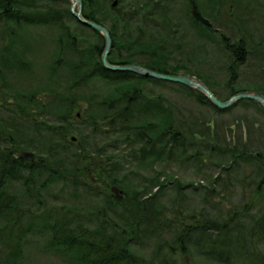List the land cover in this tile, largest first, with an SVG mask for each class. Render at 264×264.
<instances>
[{
    "label": "trees",
    "instance_id": "16d2710c",
    "mask_svg": "<svg viewBox=\"0 0 264 264\" xmlns=\"http://www.w3.org/2000/svg\"><path fill=\"white\" fill-rule=\"evenodd\" d=\"M82 2L83 16L110 31V64H136L163 74L195 76L223 101L244 91L264 96V86L259 84L236 88L240 67L264 47V40L251 47L242 33L246 32L243 23L242 30L231 38L208 19L217 22L225 6L232 11V4L239 5V0H207L205 4L184 0L176 10L169 0ZM261 9L264 12V7ZM46 28L56 33L58 48L48 67L50 87L22 90L14 82L30 74L33 62L24 58L20 46L32 43L31 30ZM191 40L198 42L202 50L213 43L228 63L225 87L229 94L225 99L218 96L207 77L192 72L180 58L182 48ZM0 42V106L14 113L0 117V244L10 243L7 249L12 252L8 256L4 248L0 250L7 257L2 263L16 264L15 257L23 254L24 240L36 230L49 239L50 251L66 264H180L173 257L179 253L191 255L192 251L205 257L194 260L197 264H237L250 255L255 257L251 250L256 238H264V212L251 216L252 223L246 225L234 223L239 214H224L220 207L211 218L207 212L185 217L187 207L174 208V200L162 202L168 187L178 184L180 192L183 188L176 178L161 180L162 173L154 167L174 158L185 161L187 142L194 145L195 135L190 138L177 129L173 108L165 105L162 96L146 95L142 79L146 77L104 67V38L73 16L70 0H0ZM94 81L105 86L99 94L73 96L75 89ZM44 89L51 97L47 101L41 99ZM194 93L216 108L205 96ZM84 101L88 107L82 120L74 111ZM244 102L259 106L264 115L258 103ZM12 104L18 109H9ZM15 114L20 115V123ZM116 143L134 145L129 157L132 155V161H136L130 165L138 170L137 182L118 174L127 156L109 150ZM204 145V154L214 158L213 166L226 170L237 159H244L256 168L255 179L261 176L264 184L263 149L238 152L235 145L220 148L213 140ZM28 151H33L35 157L46 154L44 164L19 153ZM202 156L195 150L190 158L201 163ZM102 159L112 163L113 169L106 171ZM94 174L98 177L95 182L105 180L107 185L117 186L123 200L109 193L101 209L96 210L98 192L92 189L97 184L90 178ZM52 193L56 203L62 205L35 215L32 206L44 208V196ZM89 207L95 214L90 218L91 211L86 213ZM172 211L177 217L171 216ZM226 215L230 221L224 220ZM189 219L192 224H186ZM256 261L251 257L246 262ZM260 264H264V258Z\"/></svg>",
    "mask_w": 264,
    "mask_h": 264
},
{
    "label": "rangeland",
    "instance_id": "374dc122",
    "mask_svg": "<svg viewBox=\"0 0 264 264\" xmlns=\"http://www.w3.org/2000/svg\"><path fill=\"white\" fill-rule=\"evenodd\" d=\"M169 1L173 3L174 10L181 7L180 3L182 4V1L184 3V0ZM197 1L198 3L205 4L204 2L207 0ZM263 4L264 0H239V5L234 6L235 4H232V11H229V5L225 6L217 22L213 21L210 17H208V19L211 20L215 28L221 29L231 38H234V35H238L239 29H241L240 25L243 23V25L246 26V28H244L246 32L244 33V30H241L243 35L246 36L245 39L248 41L247 43L251 45V47H255L261 39L264 40V12L261 9L264 7ZM31 31L33 32V37L30 39L32 43L29 46H20V51L26 60L33 62V65L31 66L30 74L22 75V79L19 78L14 84L17 87L20 86L22 90H31L38 86L49 88L50 84H48V80H50V76L48 67L52 65L56 58L58 49L54 42L56 33H54V30L47 28ZM190 32L194 35L193 31ZM40 38H43V40ZM202 54L204 57H202ZM180 58L192 68V72L198 71L207 77L215 87L221 99H225L228 96L229 91L225 87V83L227 82L228 63L213 43L204 45L202 50L198 42L191 40V44L184 45L182 48ZM263 72L264 47L262 46V49L252 54L247 62L240 67L239 74L236 78L238 81L237 84L239 85H237L236 88H249L252 87L253 84L264 86ZM142 79L146 82L143 83V88L147 96H153L154 98L162 96L165 105H170L173 108V117L177 129L188 134L190 138L192 134L195 135L192 137L195 140V144L193 143L194 145L187 142L189 149H186L185 161L180 158H174V161H164L154 167V170L162 173L161 180L176 178L183 188L182 192H180L179 189L181 188H178L179 185L174 184L176 179L170 181L174 184V188H167L164 195H162V202L168 203L174 200V208L179 206L187 207L186 212H184L185 217L190 216L193 212H207L210 214L211 218L214 214V210L220 207L223 209L222 211L224 214H230L231 212L232 214H239L237 216L239 218L236 219L234 223L250 225L252 223L250 221L251 216L257 214L259 211L264 212V184H261L262 177L260 176V178L255 179L257 176L256 168L252 167L251 163H246L244 159H240L239 161L237 159L236 162L232 163L231 167L226 170H224L225 168L213 166L215 162L213 156L204 154L206 151V145H204V143L213 140L215 145L226 149L235 145L238 152H241L243 149L248 152H254L257 148L264 150V115L260 107L254 103L249 104L244 102L247 100H242L230 109L220 111L201 100L194 91L192 92L182 85L152 78ZM103 87L105 86L100 81H94L90 82L89 86H81L75 89L72 94L78 98H87L88 96L99 94L100 91L104 90ZM47 91L48 90L44 89V93L41 94V99L43 101H47L51 98L49 94H46L49 92ZM84 102L85 103H79L74 111V115L80 116L81 119V116L83 114L85 115L86 107H88V103L86 101ZM12 103H14V101H12ZM8 107L9 109L10 107L12 109L15 108V110L16 108L18 109L16 104L8 105ZM10 110L7 111L5 107L0 106V117L3 115H14L12 110L11 112ZM15 117L20 123V115L15 114ZM27 119L31 118L27 117ZM8 120H10V118ZM37 120L41 121V118H37ZM28 123L32 124V120H29ZM73 138H76V136ZM137 145L135 146L137 147ZM114 146L117 147V149L115 147H110L109 150L127 156V160L123 161L121 167H118V174H126L132 182H137V180H139L136 174L138 170L134 165H130V163H135L136 161H132L134 159L132 155V158L129 157L134 145L129 146L128 144H123L120 146V144L116 143ZM74 149L77 150V148ZM195 150H198L200 155L201 152L203 153L202 158L204 162L201 161V163H196L194 159L190 158ZM19 153L24 155V157H26V153L35 154L33 151ZM46 156V154L36 157L34 155L32 160L44 164L41 160L45 162L44 158ZM226 160L230 161L229 158H226ZM101 161L106 171L113 169V167H111L112 163L108 164L107 159H102ZM238 162L239 164H236ZM142 173L147 174L148 172L143 171ZM150 173L153 172L151 171ZM90 178L93 183L95 179H98L95 174ZM95 184L97 185L93 187L92 190L98 192V197L96 199L98 208H96L95 205L94 207L96 210H99L104 204L103 199L105 195L109 193L112 194L110 189L113 186L107 185V181L105 180L102 182H97L96 180ZM59 186L60 185H58L57 188H59ZM218 201L220 203H218ZM43 203L45 205L44 208L38 209L35 207V204L32 206L34 210L36 209L34 211L35 215L39 216L42 214L43 210L50 211L62 205L61 202L56 203V198L53 193L52 195L44 196ZM52 203L56 204L52 205ZM26 210L27 206L25 204L24 212H26ZM90 211L91 214L88 215L89 218L95 215L91 207L86 209V213H90ZM184 214L182 213L180 217H184ZM243 214L245 218L242 217ZM172 215H174L173 217H177L175 211H172L171 216ZM224 220L230 221L227 215L224 217ZM192 223L193 221L190 219L186 221V224ZM35 232L37 233H29L24 240L23 254L19 255L18 258L17 256L15 257L17 260L16 264H66L62 259L50 251L49 239H47L46 236L39 235L40 232H38V230ZM9 246L10 243L7 242L5 246L0 244V250L4 248L8 256L12 253L11 250L8 251L7 249ZM253 246L256 248L253 247L251 251L255 257L250 255L247 260L243 259L241 261H236L237 264H251L250 262H246L249 261L251 257L257 258L255 263L260 264L261 259L264 258V238H256L253 242ZM6 258L7 257H5L2 251H0V264H5L2 263V261ZM173 258L176 260L178 259L180 264H197V260L205 257L198 255L197 251L195 253L192 251L191 255L179 253Z\"/></svg>",
    "mask_w": 264,
    "mask_h": 264
},
{
    "label": "water",
    "instance_id": "95a60500",
    "mask_svg": "<svg viewBox=\"0 0 264 264\" xmlns=\"http://www.w3.org/2000/svg\"><path fill=\"white\" fill-rule=\"evenodd\" d=\"M70 3H71V13L73 14V16L81 24L99 33L104 38V48L101 56V61L107 70L112 72H122V73L129 72L146 78H152L173 84L182 85L190 90L196 91L202 94L203 96H205L219 110H228L242 100L256 102L264 109V96L254 91L239 92L233 95L232 97H230L228 100L222 101L213 94L210 88L202 80L198 79L195 76L183 75V74H179V75L163 74L136 64H129V65L110 64L109 55L111 54L113 49V40L109 29L94 21L87 20L83 16L82 0H70ZM117 5H118V1H115L113 6L116 7ZM73 141H75V138H73ZM25 155L26 157H31V158L34 157L33 153H26ZM110 190L117 199L122 200L124 198L122 191L117 186H113Z\"/></svg>",
    "mask_w": 264,
    "mask_h": 264
}]
</instances>
